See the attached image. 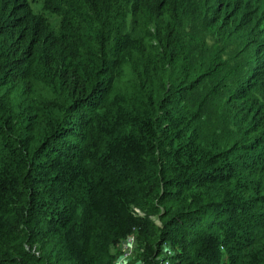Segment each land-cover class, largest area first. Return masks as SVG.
<instances>
[{"label": "trees", "instance_id": "1", "mask_svg": "<svg viewBox=\"0 0 264 264\" xmlns=\"http://www.w3.org/2000/svg\"><path fill=\"white\" fill-rule=\"evenodd\" d=\"M43 1L0 0V264H264V0Z\"/></svg>", "mask_w": 264, "mask_h": 264}, {"label": "built area", "instance_id": "2", "mask_svg": "<svg viewBox=\"0 0 264 264\" xmlns=\"http://www.w3.org/2000/svg\"><path fill=\"white\" fill-rule=\"evenodd\" d=\"M138 241L135 232L123 236L119 242L113 264H143V259L138 253ZM174 253L168 242H164L158 255L160 264H169V257Z\"/></svg>", "mask_w": 264, "mask_h": 264}, {"label": "rangeland", "instance_id": "3", "mask_svg": "<svg viewBox=\"0 0 264 264\" xmlns=\"http://www.w3.org/2000/svg\"><path fill=\"white\" fill-rule=\"evenodd\" d=\"M26 1H28L32 6H33V8L35 9V10H40L41 9V7L43 6V4H44V1L43 0H26ZM134 209L135 210H137V211H139L140 213L142 212L143 213V211H141L139 208H137V207H134ZM153 218H154V220H155V222L157 223V224H161V222H160V220L157 218V217H155V216H152ZM172 247V246H171ZM139 251H138V253L140 254V256H141V250H140V248H137Z\"/></svg>", "mask_w": 264, "mask_h": 264}]
</instances>
